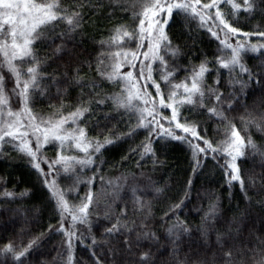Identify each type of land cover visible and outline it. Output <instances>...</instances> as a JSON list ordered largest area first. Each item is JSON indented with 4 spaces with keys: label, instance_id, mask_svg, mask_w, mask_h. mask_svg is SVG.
I'll return each mask as SVG.
<instances>
[{
    "label": "snow or ice",
    "instance_id": "6c2138e0",
    "mask_svg": "<svg viewBox=\"0 0 264 264\" xmlns=\"http://www.w3.org/2000/svg\"><path fill=\"white\" fill-rule=\"evenodd\" d=\"M225 5L234 14L243 10L253 15L259 13L264 18V0H243V3L237 0H114V4L109 7L113 11L119 8L122 12H130L132 22L113 25L107 40L101 41V46L107 45L108 50L98 57L96 71L102 78L121 86L119 93L106 96L96 91L102 87L100 84L95 80L86 81L80 75L79 66L88 63L91 67V63L79 60L74 51L77 47L76 35L81 31L84 21V8H103L102 0H96L95 4L92 0H71L70 3H65L64 0H0V144H11L18 152L27 156L31 167L44 178L43 183L54 202V211L60 217L58 228L53 229L49 225V229L64 234L62 247L67 245L65 264H78L74 258L73 239L83 240V236L78 235L77 231L65 227L66 217L70 216L73 224L78 222L88 225L90 229L94 206L98 207L93 191L95 173L87 181H82L78 173L90 165H95L96 154L102 155L107 146L136 134L135 128H130L128 133H122L116 131L115 126L109 127L107 122L114 119L110 113H105L102 117L96 116V110L102 109L108 100L112 101L117 112L123 109L130 117L136 116L137 128L148 130L147 142L129 148L130 154L139 153L141 161L148 154L155 155L152 146L154 135L161 139L170 137L185 141L189 140L187 134H190L200 141L191 145L195 160L193 171L201 165V155L207 159L211 154L213 159H217L222 154L230 158L224 166L229 186L233 182H239L249 203L252 201L250 191H255L257 196L264 195V175L261 176L259 184L253 180L250 187L238 163L239 158L247 155L245 149L248 147L264 158V146L256 143L251 131L254 127L256 131L264 133V111L250 109L247 103L248 93L244 91L249 84L255 83L264 93V64L253 70L242 62V52H258L264 49V43H252L250 39L246 42L237 39L232 43L230 40V37L240 35L245 38L256 36L264 40V25L257 24L253 32L244 31L230 21L229 13L223 8ZM181 13L189 21L198 19L199 26L206 27L228 53L216 56L212 62L219 65L215 69L217 75L212 84L207 82L211 75L210 62L207 59L198 67H193L190 76L174 82L179 69L174 65V60L170 61V57H178L181 49L173 46L166 28L173 21L174 15ZM58 27L60 31H57ZM37 42L55 45L53 55L63 54L56 56V59H63L66 55L65 64L68 70L60 74L55 71L48 73L44 66L51 58L41 60L36 48ZM70 44L72 51L68 50ZM73 64L77 65L75 75L70 71ZM125 65L128 70L121 71ZM157 68L160 70L159 79L154 75ZM237 68L239 72H236ZM223 70L229 73L228 84L232 88L231 92L226 90L222 82ZM241 74L247 79L241 78ZM161 82L170 86L167 92ZM72 83L81 88L80 97L77 104L72 106V111L64 113L63 101L47 117L35 111V104L40 98L58 99L67 91L65 86ZM236 84H240L241 88L237 89ZM85 87L90 88L87 100L84 99ZM151 88L155 89V93L150 91ZM52 89L56 90L55 94ZM241 92L244 96L243 103L238 94ZM13 97L20 105L18 109L14 107ZM185 106H188L190 113H206L209 120H215L218 124L217 134H222L223 138L217 142L202 134L201 122L183 115ZM241 108L244 111L239 121L243 128L238 126L235 115L229 116V113L240 112ZM165 109L171 110L170 116L164 114ZM92 117H96V126L101 128V132L90 139L85 121ZM101 120L106 123L101 124ZM164 121H167V127ZM176 129L182 130L186 135L177 134ZM242 131L244 135L241 134ZM189 143L191 144L190 140ZM48 144L58 147L54 158L42 155V148ZM73 148L83 153V156L65 154ZM43 163L48 166L47 172L42 167ZM61 169L73 180L68 189L58 187L55 177L48 178L53 172L59 173ZM100 179L103 181L102 176ZM123 179L127 182L126 177ZM82 183H87L90 187L80 198V202L74 204L69 200V194L77 189L76 195L79 196L78 187ZM108 184L111 185L112 181H108ZM188 184L190 191L192 181L189 180ZM120 187L117 183L107 198L103 216L109 226H103L101 236L104 239L98 242L95 237L92 238L90 248L92 257L95 258L94 264H156L150 251L139 250L142 238L158 239L155 233L148 230L146 222V216L151 209V202L144 199L147 193L142 192L139 187L131 188L130 217L128 202L125 201L123 207L116 203L117 200H124L119 191ZM163 192L164 189L154 187V195ZM26 194L25 192L20 195ZM2 195L16 198V194L7 189ZM187 198L186 192L185 199ZM260 203L264 204V201ZM183 205L184 200L171 204L165 212V218L169 213L175 215ZM216 208L217 204H210L206 218L215 216ZM138 214L145 217L140 223L136 219ZM168 231L175 234L180 231L187 232L188 229L173 226ZM133 232L137 233L135 239L132 237ZM39 239L40 237H33L27 245L21 242L19 246L10 239L0 246V253L5 257L11 255V264H24L25 256L30 254V249ZM179 240L180 236L176 234L173 243L176 244ZM97 248L102 249L103 254L98 253ZM176 251L177 248L173 247V252ZM0 264L9 262L6 259ZM179 264H188V260L180 261ZM196 264H264V240L255 246L251 245L250 240L243 238L240 222H230L224 232L217 234L212 258L197 260Z\"/></svg>",
    "mask_w": 264,
    "mask_h": 264
},
{
    "label": "trees",
    "instance_id": "16d2710c",
    "mask_svg": "<svg viewBox=\"0 0 264 264\" xmlns=\"http://www.w3.org/2000/svg\"><path fill=\"white\" fill-rule=\"evenodd\" d=\"M65 3H70L71 0H64ZM208 2V0H203ZM243 3V0H237ZM95 4L96 0H92ZM103 8H94L86 6L84 8V21L81 31L76 35L77 47L74 51L78 54V59L88 61V63L80 65V75L86 81L95 80L102 87L97 88V92L102 95L110 96L121 91V86L102 78L96 71L97 59L101 53L106 52L107 45L101 46V41H106L113 25L117 23H131V13L122 12L119 8L115 11L110 4H114V0H102ZM224 11L229 13L230 21L235 26L241 27L244 31L253 32L256 30L257 24L264 25V18L259 13L255 15L245 13L241 10L240 13L234 14L229 6H223ZM214 12V10H213ZM251 17V18H249ZM60 31V28H57ZM166 31L172 41L173 46H179L181 53L178 57L171 58L174 60V65L178 66V72L174 82H179L190 76L193 67H198L199 64L207 59L211 75L208 77V83L212 84L216 79L215 69L218 64L212 63L216 56L227 55V51L223 50L219 40L211 36L206 27H200L199 21L185 18L181 13L174 15L173 21L167 26ZM221 33V39H223ZM239 39L241 42H246L250 39L252 43H264V40L256 36L245 38L243 35L232 36L230 40L235 43ZM57 44L59 41L56 42ZM134 47V45H133ZM36 48L41 60H48L45 64V70L48 73L56 72L64 73L67 69L65 60L56 59L53 55L55 45L48 43L37 42ZM68 50L72 51V45L68 46ZM264 49L258 52L248 50L242 52V62L249 68L256 70L257 66L264 64V55H261ZM77 65L73 64L71 68L72 75H75ZM128 70L127 65L121 71ZM187 70V71H186ZM236 72H239L237 68ZM154 75L159 79L160 70L157 68ZM236 76V73H233ZM241 78L247 79L241 74ZM229 73L223 70V84L227 91L231 92L232 88L228 84ZM162 87L167 92L170 86ZM11 87V83L9 84ZM67 91L61 94L58 99H49L47 97L40 98L35 104V111L44 117H47L51 112L55 111L60 106L61 101L64 103V113L73 110L77 104L81 94V88L75 83L70 86H65ZM237 89L241 88L240 84H236ZM55 89H52L55 94ZM84 99L89 97L87 93L90 88L85 87ZM150 91L155 93V89ZM182 92V89L180 90ZM248 93L247 103L250 109L255 111H264L262 102H264V93L255 83L248 85L244 89ZM241 97V103L244 102L243 93H238ZM14 107H20L15 102L13 97ZM165 115H171L170 109L163 110ZM244 109L241 108L238 113H229V116H236V122L239 127V117ZM105 113H110L114 119L107 122L109 127L115 126V130L122 133H128L130 128L136 129L134 136H128L117 141L113 145L106 147V150L101 154H96L95 165H90L88 168L78 174L82 181H87L95 173V199L98 201V207L94 206V212L91 216V228L88 225H82L78 222L73 224L70 216L66 217L65 227L72 231H77L78 235L83 236L81 239H73V253L75 261L78 264H94L95 258L92 257L90 245L92 238L102 241L101 236L103 226H109V222L104 219L103 213L108 197L112 194L117 183L121 185L119 191L124 200H117L116 203L123 207L124 202H128L129 216L131 217L132 208V187H139L142 192L147 193L144 196L146 201L151 202L150 214L146 216L148 230L155 233V238H142L140 240V251H150L152 257L155 258L156 264H179L180 261L188 260V264H196L200 259H211L212 253L216 246V236L219 232H224L228 223L239 221L243 228V238L250 240L251 245L255 246L264 240V195L257 196L255 191H250L252 197L251 203L244 197V193L240 189L239 182H233L229 186L225 175V165L230 158L220 154L217 159H213L209 154L207 159L201 155V165L193 171L195 160L193 157V149L191 145L200 143V141L187 134L189 140L177 141L170 137L161 139L157 136L152 138V146L155 149V155L148 154L142 161L139 153L133 155L129 153V148H135L141 145L142 142H147L149 132L145 128H137L136 116L125 114L123 109L117 112L112 105V101L108 100L102 109L96 110V116L102 117ZM183 115L190 119L199 120L200 131L207 138L214 141H219L223 138L222 134H217L218 124L215 120H209L207 114L198 115L190 113L188 106L183 109ZM106 123L101 120V124ZM167 127V121L163 122ZM85 125L88 128L89 138H95L101 132V128L96 126V117L86 119ZM81 125V126H85ZM74 127V125H73ZM174 127V125H173ZM207 130L206 132L204 130ZM252 135L258 145L264 146V133L256 131L252 128ZM177 134L186 135L182 130L176 129ZM106 134V133H105ZM244 135V132L241 133ZM103 139V136H100ZM58 147L54 144L44 145L42 155L48 158H54L57 154ZM247 155L238 159V163L242 169V175L246 182L251 187L254 180L257 184L260 183V178L264 175V158L259 153L253 152L248 147L245 149ZM66 155H81L78 150L73 148L72 151H66ZM125 157H128L125 159ZM155 160V163L153 161ZM139 162V166H138ZM45 172L48 171L46 163L42 164ZM143 173V175L141 174ZM103 177L101 181L100 177ZM53 177L57 180V185L60 188L68 189L73 180L69 179L67 173L62 169L59 173L53 172L48 178ZM127 178V182L123 178ZM0 246L8 240H14L19 246L21 242L27 245L33 237H40L37 244L30 249V254L24 258V264H65L67 259L66 248L63 245L65 237L62 232L49 229V225L53 229L58 228L60 217L54 211V202L50 198L48 188L43 183V177L31 167L29 159L24 154L18 152L11 144H0ZM112 181L109 185L108 181ZM191 180L190 186L188 181ZM89 185L82 183L78 187L79 196L76 195L77 189H73L69 194V200L78 204L80 198L88 191ZM154 187L164 189V192L159 195H154ZM5 189L13 191L16 198L4 197L2 193ZM27 193L21 196V193ZM188 193V198L185 199V193ZM184 200V205L175 215L169 213L165 218V212L173 203H179ZM217 204L215 216H208L210 204ZM99 213V215H97ZM137 222L140 223L145 219L144 216L137 215ZM176 226L177 228H187L188 231H180L175 234L169 233V228ZM207 233V235H205ZM41 234H43L41 236ZM136 232L132 233L133 239L136 237ZM178 234L180 240L174 244L175 236ZM173 247L177 251L173 252ZM166 249V250H165ZM98 253H102V249L97 248ZM7 259L11 264V255L5 257L0 253V262Z\"/></svg>",
    "mask_w": 264,
    "mask_h": 264
}]
</instances>
